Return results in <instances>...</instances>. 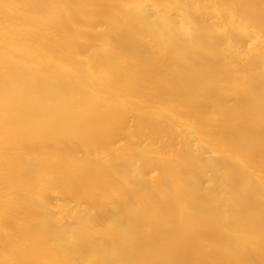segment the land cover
Masks as SVG:
<instances>
[{
	"label": "bare ground",
	"instance_id": "bare-ground-1",
	"mask_svg": "<svg viewBox=\"0 0 264 264\" xmlns=\"http://www.w3.org/2000/svg\"><path fill=\"white\" fill-rule=\"evenodd\" d=\"M0 264H264V0H0Z\"/></svg>",
	"mask_w": 264,
	"mask_h": 264
}]
</instances>
